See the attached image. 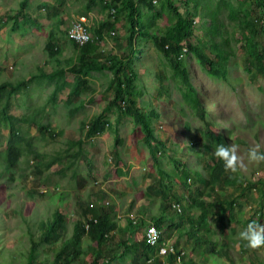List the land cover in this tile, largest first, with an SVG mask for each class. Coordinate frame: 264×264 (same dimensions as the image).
Wrapping results in <instances>:
<instances>
[{
	"label": "rangeland",
	"instance_id": "obj_1",
	"mask_svg": "<svg viewBox=\"0 0 264 264\" xmlns=\"http://www.w3.org/2000/svg\"><path fill=\"white\" fill-rule=\"evenodd\" d=\"M23 1L0 0V84L21 83L7 100L9 115L26 117L36 108L38 115L36 125L19 126L21 138L35 140L11 168L8 127L0 122V264H27L30 239L38 241L41 223L58 214V238L40 245L34 262L52 264L74 225H87L91 217L83 211L111 205L117 229L99 262L146 264L149 254L135 247L144 227L132 234L129 220L152 224L163 214L162 241L175 242L182 251L176 264H264V245L242 251L237 236L250 220L264 224V161L247 158L250 146L264 152V74L246 61L248 37L264 51V0H134L133 23L119 10L121 0H25L21 7ZM177 13L192 21L191 34L169 60L157 43L173 37ZM82 18L91 36L85 51L68 37L71 24ZM47 43L56 47L55 56L47 54ZM188 44L212 61L217 48L225 51L224 76L210 75ZM83 63L119 67V73L115 67L87 72ZM176 63L205 108L203 118L184 102L186 88ZM116 76L148 122L153 141H146L127 103L115 99ZM97 118L104 131L88 137ZM206 132L237 145L232 173L238 182L210 195L200 186L198 198L199 184L188 180L183 188L179 176L184 169L191 177H207L214 150L202 140ZM32 149L41 154L38 163ZM52 159L58 160L44 170ZM215 195L234 199L232 211L216 206L202 229H193L199 210L190 202L211 203ZM164 201L170 207L166 211ZM182 207L186 212L180 218ZM196 237L215 245L214 251H207L206 243L203 249L194 245ZM80 248L89 252L73 264L91 263L99 250L85 236Z\"/></svg>",
	"mask_w": 264,
	"mask_h": 264
},
{
	"label": "trees",
	"instance_id": "obj_2",
	"mask_svg": "<svg viewBox=\"0 0 264 264\" xmlns=\"http://www.w3.org/2000/svg\"><path fill=\"white\" fill-rule=\"evenodd\" d=\"M145 0H141V2H144ZM261 1V0H260ZM165 2L170 3L171 0H165ZM26 4V1L24 0L22 3L23 7ZM119 10L125 11L129 20L133 23V12H134V0H121L120 1V7ZM232 13V12H231ZM177 19L175 20V27L173 29V37H166L165 39H168L169 41L166 40H160L157 43V46L159 47V50L164 52L165 56L169 59L172 60L171 56H176L177 53L182 51V42H187L190 34H191V29L190 25L192 24V21H186L180 14L177 13ZM100 34V32H98ZM171 35V36H172ZM129 45L131 43V36L128 38ZM88 44H85L81 46V50L85 51L88 48ZM246 44H247V56H246V61L250 62V65L254 68V71L257 73H260L261 75L264 74V51H261L251 40L249 37L246 39ZM188 48L193 52L195 57L198 59L199 62H201L207 69L208 73L210 75L214 76H224L225 74V68L222 66L221 70V63L226 62L225 58V51H222L220 48H217V52L215 57L217 61H212L208 59L203 53H200L199 51H196L194 48H191L189 44L187 45ZM45 50L47 51V54L50 55L51 57L56 55V47L50 43H47L45 46ZM224 62V64H225ZM85 69H87V72L90 71H95L99 72L104 69H114L115 68L112 66H106L105 64L101 65H85ZM217 65H219V68H217ZM117 72L119 73V67L116 68ZM175 69L178 72V75L181 77L183 84L186 88V91L183 94L184 102L186 105L189 106L193 111H195L197 114H199L200 118H203V110L205 109L202 103L199 101L197 97V92L193 88V86L189 83L188 78H187V73L185 70H180L179 65H175ZM58 76L63 75L62 71H58ZM116 75V74H115ZM46 76V75H45ZM49 80H52L54 78V75L50 74L47 75ZM21 84V83H20ZM20 84L18 85H13L12 83H2L0 84V122H4L6 126L8 127V141H7V147H6V163L9 168L13 167L25 154V152H30V149L32 147V141L35 140V138H29V139H24L21 138V135L18 133V128L19 126H33L37 124V115H38V109H34L32 112H30L26 117H13L8 114V98L10 95L15 93L16 90L19 89ZM114 93H115V99L119 100L120 102H124L125 104L127 103V111L133 116L134 122L139 125L142 129L143 132L146 133V141H153L152 136L150 135V130H149V125L148 122L144 120L142 115L134 108V103L131 99V93L129 89L126 87V84L119 79L118 76H116V81H115V86H114ZM131 107V108H130ZM99 118L95 119L94 122L88 127L87 131V136H93L94 134H98L104 131V124L101 123V121H97ZM42 126V125H41ZM43 126L41 127V129ZM42 129L40 134L44 136ZM202 140L205 142H208L209 144L212 145V149L214 150L215 145L218 144H225V140L220 137L216 136L210 132L202 133ZM157 142V141H156ZM158 144H161L160 141L157 142ZM19 145V148H18ZM33 150V149H32ZM206 155V153L204 154ZM41 157V154L38 151L33 150V155L32 159L36 160L37 163L39 162V159ZM58 159H52L48 161L44 165V170L50 169L55 163L57 162ZM212 164L210 165V169L208 171L207 177L203 178L199 173H195V177H191L184 169H181L182 172L181 175L179 176L181 186L183 188H186L188 185V180H191V182H195L199 184V186L196 187V190L194 193L198 195V198L202 195L201 192L199 191L200 186H204L207 189H210V194H213V192H216L217 189L224 190L227 188H235L237 187V182L238 179L233 175L232 171L226 170L223 165L221 160L214 156L211 158ZM177 167V165L175 166ZM179 168V167H178ZM161 182H158V185H161ZM163 198L164 195L162 194ZM194 199L190 200V205L192 207H195L197 210H199L198 213V218L196 220H191V224H194L193 229L196 227H200L202 229V225L205 223V220L207 216L211 213H216V210L214 209L216 206H224L223 207V213L232 211L233 204H234V199H230L228 201L225 200H218L216 199L217 196L215 195L214 201L211 203L209 202H204L200 199ZM175 201L178 202V199L175 198ZM163 209L166 211L169 207L167 203L164 201L163 203ZM92 208V207H91ZM172 208V207H171ZM185 209L182 207L180 211V218L184 215ZM176 213V212H175ZM83 214L86 218L87 216L90 215V219L87 220L86 226L82 222H78L77 224L74 225L73 229V234L70 237L69 241L64 242L62 247L60 249H57V251L54 253V259L52 264H73L76 261L77 256H82L86 255L88 252L80 248L81 240H83V236L87 238V241L89 243H94L96 246L99 248L98 251H95V258L94 260L89 263V264H108L106 261L105 262H99L98 259L104 258V249L105 245H107V242L109 241V234L116 228L114 221L112 220V217L114 216V206L111 205L107 207V209H102L101 207H96L92 209H85L83 211ZM163 214L156 218L152 219V224H154L158 229L161 228L162 222H163ZM228 218H231L232 215H228ZM60 215L53 216V221L50 222H42L41 226V235L38 239V241H34L33 239H30V246L31 248L29 249L28 253V261L27 264H34L36 260V253L37 249L40 245H48L50 243H55V241L58 238V235L56 234V227L58 223L60 222ZM136 224L133 221L131 222L129 220V224L127 226V230H131L132 234L134 232H138L140 227L141 229L145 226V224L142 222L140 225H133ZM121 232V230H119ZM192 233L191 237H194ZM194 245H198L203 249V243H206L205 248L209 245V243L203 239L201 240L200 237H196ZM120 245H124L122 240L120 239L119 241ZM245 242L241 243V249L242 251L246 250L245 248ZM138 246V247H137ZM135 247L140 250L142 253H148L152 252V250L146 246L143 242V240L140 243H137ZM135 248V249H136ZM215 245L210 244L208 246L207 251L209 250L210 252L214 251ZM136 249V250H137ZM91 252V248L89 249ZM125 250L123 251V253ZM141 255V254H140ZM116 257L113 256L112 259H115ZM149 258V257H148ZM172 259H174L172 256H168L167 262L168 264H173ZM151 264H159L158 259H154ZM186 264V263H184Z\"/></svg>",
	"mask_w": 264,
	"mask_h": 264
},
{
	"label": "clouds",
	"instance_id": "obj_3",
	"mask_svg": "<svg viewBox=\"0 0 264 264\" xmlns=\"http://www.w3.org/2000/svg\"><path fill=\"white\" fill-rule=\"evenodd\" d=\"M237 145L231 143L230 145L218 144L215 145L213 155L218 157L223 167L226 170L236 171V163L239 159L236 151ZM259 145L250 146L247 150V158L249 161H264V152L258 151ZM154 226L158 231V240L155 244L149 245L146 243L144 233L147 227ZM162 232L154 224L147 223L144 226L142 240L152 252H148L149 258L146 259V264H151L154 259H158L159 264H168V256H172L173 264L180 263L181 252L178 250V245L175 242L162 241ZM238 238L245 242V247L255 249L264 245V224L258 223L256 220H250L243 228L237 233ZM155 255V258H151Z\"/></svg>",
	"mask_w": 264,
	"mask_h": 264
},
{
	"label": "built area",
	"instance_id": "obj_4",
	"mask_svg": "<svg viewBox=\"0 0 264 264\" xmlns=\"http://www.w3.org/2000/svg\"><path fill=\"white\" fill-rule=\"evenodd\" d=\"M68 37L77 46H83L90 42L91 36L89 27L86 25V22L83 18L76 20L71 24L68 30ZM158 236V231L154 226H149L146 228L144 238L147 244H155L158 240Z\"/></svg>",
	"mask_w": 264,
	"mask_h": 264
}]
</instances>
